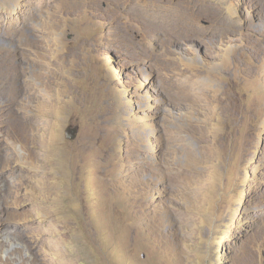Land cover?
Wrapping results in <instances>:
<instances>
[{"label": "rangeland", "instance_id": "1", "mask_svg": "<svg viewBox=\"0 0 264 264\" xmlns=\"http://www.w3.org/2000/svg\"><path fill=\"white\" fill-rule=\"evenodd\" d=\"M0 264H264V0H0Z\"/></svg>", "mask_w": 264, "mask_h": 264}]
</instances>
